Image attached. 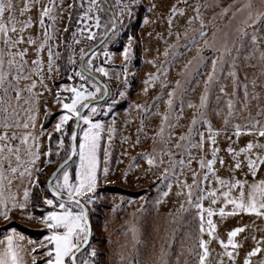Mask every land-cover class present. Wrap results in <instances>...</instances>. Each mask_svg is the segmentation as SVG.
<instances>
[{
    "label": "rangeland",
    "instance_id": "obj_1",
    "mask_svg": "<svg viewBox=\"0 0 264 264\" xmlns=\"http://www.w3.org/2000/svg\"><path fill=\"white\" fill-rule=\"evenodd\" d=\"M25 2L26 0H13L16 20L22 22L31 17L34 21L25 29V40L29 35L43 39V28L39 23L42 6L53 8L51 15L56 17L55 21L45 17L46 25H51L48 31L55 37L51 41L52 51L54 54L58 53V56L54 60L53 70L49 72L47 47L40 53L45 62L43 83L47 88L40 98L36 126L34 129H16L18 137L25 132L33 133L36 137L40 155L35 165L38 173L43 171L44 183L41 186L46 187L49 175L67 157L68 153L64 149L68 148L70 132L75 127L74 120L68 122L64 149L57 155L60 133L54 131V125L61 112L59 105L53 103L57 90L66 97L68 92L62 85L84 83L72 72L69 57H75L74 66L79 69L80 49L88 52L90 48H95L97 55L93 58L94 64L106 67L109 76L91 72L86 86L94 90L91 77L95 76L99 85H107L111 95H116L118 90L124 91L125 95L116 96L118 103L114 102L111 108L106 106L107 102L101 103L100 110L93 116V119L104 122L105 132L102 134L100 151L101 179L92 194L96 199L93 203L86 204L92 226L89 245L85 246L86 251L91 248L97 250L94 257L97 264H165V261L167 264H199L198 254L202 252L198 246L199 239L202 235L206 240L209 231L204 227L205 231L201 234V220L194 204L203 203L205 209H214L220 206V199L223 197L216 199L215 203L207 196L197 201L195 197L198 193L193 187V201L189 202L188 188L183 186L184 181L186 179L191 184L192 170L201 173L205 171L200 169L198 160L201 155L211 157V143L206 139L203 150L196 147L187 149L186 142L180 140V135L186 134L189 127H193L202 131L207 138L210 133L207 124L202 120V117H206L211 122L212 129L219 130L216 133V146L219 151L214 165L215 175L225 180L234 177L249 182L246 175L252 174L246 166L235 170L230 167L235 160L233 154L228 152V147L230 145L238 150L250 140L264 144V137L260 138L254 132L242 131L237 137L234 128L236 124L242 129L259 126L264 128V0H137L132 15L129 17L125 13L122 20L116 21L115 32L108 36L105 33L110 32L113 17L120 16V5L122 2L127 3V0H97L101 7L98 27L93 19L79 15L87 10L89 0H83L84 7H81V0H75L76 8L73 5L74 0H28L31 6L21 14L20 9ZM173 7L183 11L173 14ZM73 13L75 15L72 19ZM96 15L95 10L89 13L91 17ZM140 18L142 20L139 23ZM253 20H257V23L253 24ZM69 25L70 32L65 39V29ZM80 28H88V31L81 33L78 31ZM73 32H76L75 39ZM17 34L18 29L17 32L10 33L13 38ZM253 34L257 36L256 42L251 39ZM130 37V58L125 61L123 49L129 45ZM76 39L80 43H76ZM36 46L26 43L19 46L29 48L26 72L31 67V61L35 59L36 53L33 49ZM135 46L140 52L138 63L135 60ZM0 48L7 51L3 45ZM16 50L18 49H13ZM213 59L217 61L214 72ZM56 65H59L58 71ZM209 73H213L211 81H208ZM69 74L72 79L68 78ZM32 79L39 80L37 76ZM29 82L21 80L20 86L23 87ZM221 88L225 91L221 92ZM40 90L41 84L38 82L36 91ZM103 94L101 88L97 95ZM203 95L207 96V101L201 107ZM170 99L171 104L168 103ZM229 101H232L231 110L228 107ZM45 104L50 109V115L58 114L53 117L50 128H43L42 135L41 127L46 116ZM27 107V104L21 102V121L26 119L24 109ZM83 111L87 114L89 110ZM193 117L196 118L195 125L192 124ZM80 124L81 127L87 126L82 121ZM108 127L114 128V131L109 133ZM11 131L13 130L9 132ZM49 132L55 133L51 140L50 157L44 155L50 146V139L49 146H46ZM109 135L112 136L110 143ZM192 140L193 143L197 142L199 136L192 137ZM15 142L19 144L22 153L27 152L26 146L33 144L31 137L28 144L21 143L19 139H15ZM177 142L181 145L179 148L175 146ZM105 148L108 149L107 160L104 158ZM189 151L195 159L191 165H185L181 169L175 161L180 157L189 159ZM253 152L264 153V148H254ZM169 153L174 155L170 157ZM147 155H151L155 163L150 165ZM242 155L244 154L241 153L238 159L244 162L245 155ZM219 158L223 159V164L219 162ZM49 159L51 162L46 163ZM161 160L163 163H160ZM77 162L78 155L73 156L69 163L68 170L73 179ZM105 166L109 169L106 179L103 173ZM165 168L169 170L167 173L164 172ZM256 174L264 176V170L259 167ZM197 179L199 183L202 176ZM208 180L211 183L204 184L205 189L215 187L219 192L224 191L211 173ZM254 180L258 181L259 177L250 180L249 184ZM238 189L233 188L231 192ZM125 190L141 193L132 195L124 193ZM164 192H167L166 196L163 195ZM43 194L49 193L45 191ZM73 210H77L75 206ZM205 214L206 210L203 213L204 218ZM34 215L32 220L17 221L23 226L47 231L38 221L39 215ZM217 215L214 212L210 219L215 222L216 217H219ZM22 235L35 241L24 233ZM209 236L213 239V232ZM213 241V250H217L219 241L215 238ZM40 251L37 249L38 253ZM216 257L210 255L211 259H207V264H214ZM40 259L42 257L38 258L37 264Z\"/></svg>",
    "mask_w": 264,
    "mask_h": 264
},
{
    "label": "snow or ice",
    "instance_id": "obj_2",
    "mask_svg": "<svg viewBox=\"0 0 264 264\" xmlns=\"http://www.w3.org/2000/svg\"><path fill=\"white\" fill-rule=\"evenodd\" d=\"M137 0H127V3H121V14L120 16L113 17L112 27L109 33H105L106 36L111 35L116 30V21L122 20L125 13L130 17L134 10V5ZM31 4L26 0L24 7L20 9L21 14L30 8ZM154 6V5H153ZM53 7L55 5L53 4ZM71 7V5H69ZM81 7H84L83 0H81ZM95 10L97 15L95 17L89 16V13ZM101 7L97 0H89L87 10L79 13L81 17H87L93 19L95 25L99 26ZM53 8L47 5L42 6L39 23L43 28V39L34 38L29 35L27 40L24 38L25 29L29 28L34 21L31 17L27 20L18 22L14 16V4L13 0H0V45L7 48L5 52L0 48V217L5 220H9L11 212L19 209L21 214H26L28 217H33L32 212H28V204L32 197L30 195L31 189L25 187L23 189V198L18 199L17 193L11 191L12 180L8 179L5 173L12 175L15 178V174L19 172L20 177L27 175L29 181L40 188L39 199L42 200L43 205L51 206L53 210L46 211L45 214L37 217L38 221L44 225L47 229V235H45L39 242L29 241L34 247L30 250L31 261L30 264H37L38 258L40 259L39 264H97L94 257L97 255V250L91 248L90 251H86L85 246L89 245V237L91 234L90 222L88 219V208L86 204L93 203L96 199L95 193L97 185L101 179L100 176V151L101 141L103 139V133L105 132L104 122L99 119H93V116L100 110L101 103L107 102L108 108L112 107L114 102L118 103L116 96L123 97L124 91L118 90L116 95H111L107 85H99L97 83L98 78L95 76L91 77L93 81L94 90L88 88L90 73L99 72L104 76H109V70L101 65L94 64V57L97 53L95 48H90L88 52H85L83 48L80 49V67L75 68V57H69V64L72 66V72L79 77L83 84L69 85L64 84L61 87L68 92V95L62 96L60 90H57L56 98L53 103L59 105L61 112L58 116V120L54 125V131L60 133L57 141V155L60 154L61 149H64L65 135L68 133V122L74 120L75 127L70 132V140L68 148L64 149L68 155L61 162L60 166L51 174V177L47 181L46 187L39 185L38 179L33 180V166L35 161L39 159V144L36 142V137L33 133L25 132L21 136H17L14 129L23 127L25 129L35 128L36 119L39 115V103L42 92L46 90L47 86L44 85L43 67L44 61L42 60L40 53L45 47L48 49V60L47 68L51 72L53 70V64L58 53H53V44L51 41L55 37L48 31L51 25H46L45 17L49 20L55 21L56 17L51 15ZM177 11H183L182 9H176L173 7V14ZM5 13H7V20H5ZM69 18L70 14H69ZM189 19H192L191 17ZM171 23V18H169ZM203 23V22H202ZM257 23V20H253V24ZM18 34L13 38L10 33L17 32ZM67 30V29H65ZM79 32L84 33L88 31V28H80ZM179 35V34H177ZM203 35V33H201ZM73 38H76V32H73ZM91 38V36H90ZM253 42L257 41L256 34L251 37ZM37 45L33 51H35V59L31 61V67L26 72L25 68L28 65L27 53L29 48L19 47L21 44ZM76 43H80L79 39H76ZM13 49H18L13 51ZM71 50V44H69ZM131 53V37L129 38V45L123 49L124 60L128 61ZM216 59L212 60L213 72L215 71ZM87 65V67H85ZM56 70H59V65H56ZM233 76L235 77V70H233ZM213 73H209L208 81H211ZM33 76H37L39 80L32 79ZM127 76V70L125 68V77ZM69 79H72V75L69 74ZM21 80L30 81L23 87L20 86ZM206 81V90L207 84ZM41 84V90L36 91L37 83ZM103 89V96L97 94ZM221 92L225 91L224 88L220 89ZM245 96H247V87L245 86ZM207 96L201 97V107L205 105ZM21 102L27 104L28 107L24 109L27 114L26 119L21 121ZM172 103L171 99L168 101ZM191 106V105H190ZM140 107V105H137ZM228 107L232 109V101L228 102ZM45 115H50V109L47 104L44 105ZM89 110L87 114H84L83 110ZM231 115V111L229 112ZM165 120L167 116L165 115ZM202 120L208 126L210 135L206 138L202 131L189 127L186 134L180 135V140L185 141V147L191 149L193 147L203 150L205 140L207 139L211 143V157L207 158L201 155L198 160L200 169L205 171L198 172L192 170L191 175L193 180L191 184H188L185 179L183 186L188 188L187 197L190 203L193 201L192 189L196 188L198 195L195 197L197 201H201L205 196L212 199V203L216 202V199L223 197L225 204L231 203L233 205L232 212L242 211L246 213H254L257 216H264V179L258 181L254 180L249 184L247 180H241L238 178H232L225 180L220 176L215 175L214 165L217 162V152L219 151L216 146V133L219 130L212 129L211 122L206 117H202ZM85 122L86 127H81L80 122ZM227 117L225 123L227 124ZM196 118L193 117L192 124L195 125ZM258 123V121H255ZM235 134L238 137L242 131L254 132L257 129L248 127L241 128L239 124L234 125ZM9 129L13 131L9 132ZM109 133L114 131V128L108 127ZM161 133L163 128L160 129ZM41 134H44V129L41 127ZM258 134L264 137V128L258 130ZM49 139L52 133H47ZM199 136V140L193 143L192 137ZM29 137L32 138L33 144H31L27 150V158L29 163L23 164V158L20 154L19 144H13L14 139H19L21 143L28 144ZM112 140V136H108L109 143ZM78 141V143H77ZM176 147H180V143L177 142ZM264 148V144L259 142L248 141L247 144L238 150L233 149L230 145L228 152L233 154L235 163L230 167L239 169L244 166V162L238 159L241 153L245 154V161L247 163L248 171L253 177L256 176L257 170L261 165H264V153L253 152L254 148ZM52 149L49 147L48 151L44 153L45 156L51 155ZM78 155V162L75 166V177L72 178L69 168V163L73 156ZM172 153H169L171 157ZM189 159L185 160L182 157L178 158L175 163L179 164L180 168L183 169L185 165H191L192 160L195 159L191 151L188 152ZM13 157H15L16 164L13 165ZM104 158L108 159V149L104 150ZM148 163L151 165L155 163L151 155H147ZM51 160H47L46 163H50ZM221 164L224 163L222 158H219ZM163 163V160L160 161ZM109 169L107 166L103 168L104 178H107ZM169 170L164 169L167 173ZM211 173L219 186L224 191L219 192L215 187L211 189H205L204 184L211 183L208 180V175ZM176 173L173 171V176ZM202 176V180L198 183V177ZM169 189L171 188V182L168 184ZM239 188V195L233 196L231 189ZM245 187L248 191L245 192ZM48 192V195H44V192ZM163 195H167L164 192ZM73 206L77 210H73ZM34 207H42L41 204H35ZM183 207V205H181ZM194 207L198 210V215L201 220L200 232L203 234L204 229V216L203 213L206 210L209 217L213 215L215 209L208 207L205 209L203 203H195ZM221 215H224L225 209L219 208ZM209 228V234L211 235L215 225L211 219L207 221ZM246 227V226H245ZM243 227H237L232 229L228 233L227 242L220 240V244L225 248V252L221 253V257L227 255L230 261L235 262L236 253L234 249H238L240 245L233 239L237 233L242 232ZM264 240V237L261 238ZM24 240V236L18 233L15 228L11 229V233L7 234L5 241H0V245H3L2 251H0V264H29L22 256L23 246L16 241ZM208 241L204 240L202 235L199 239V248L202 250L198 254L199 264H207V258L210 255L209 248L207 247ZM229 246L233 250H229ZM37 249L41 251L38 253ZM261 247L257 245L253 247L245 256L243 264H251V257L261 252ZM165 264L167 262L165 261ZM218 264H223V259L218 261ZM264 264V261H261Z\"/></svg>",
    "mask_w": 264,
    "mask_h": 264
},
{
    "label": "crops",
    "instance_id": "obj_3",
    "mask_svg": "<svg viewBox=\"0 0 264 264\" xmlns=\"http://www.w3.org/2000/svg\"><path fill=\"white\" fill-rule=\"evenodd\" d=\"M44 121V120H43ZM42 127H43V123H42ZM51 127V126H50ZM50 127H43L44 129H48ZM254 129H257V131H254V133L258 134V130L260 128H263L261 126L259 127H253ZM13 130V129H9ZM15 131H18L16 129H14ZM252 133V132H251ZM258 136L261 138L262 136H260L258 134ZM13 144H16L15 139L12 141ZM46 146H49V137L47 136L46 138ZM246 145V143L244 144V146ZM30 146V145H29ZM29 146H26L29 148ZM50 147V146H49ZM27 150V148L25 149ZM20 154L23 158V164L27 165L29 163V159L27 158V152L22 153L21 149H20ZM245 155V154H244ZM242 155V156H244ZM17 162L15 160V157H13V165H15ZM244 166L247 167V163L244 160ZM261 170H264V165H261ZM33 180H36L38 178V171L36 168V165L34 163L33 166ZM5 175L8 177V179L12 180V184H11V191L14 193H17V198L18 199H22L23 198V189L25 187H28L31 189L33 188V184L29 181L27 175H25L24 177H20L19 172H17L15 174V178H12V175L5 173ZM247 179L253 180L256 179L257 177H259L260 179H264V176L262 175H258L256 174L255 177H253L252 175H246ZM249 180V182H250ZM248 189H245V192L247 193ZM31 195V193H30ZM233 196H238L239 195V189L234 192H232ZM221 203L220 206L217 208H214L216 213H218L217 216H219L218 218L216 217L214 225L215 228L213 230V236L214 238L217 240V242L219 243V247L217 250H213V246H214V241L212 239L211 236H209L207 234L206 236V241H208L207 247L209 248L210 251V255L213 256H217L216 259L213 261L214 264H218V261H220L221 259H223V264H233L232 261L229 260V258L227 257V255H224L223 257H221V253L225 252V248L220 244V240H224L225 242H227L228 239V233L237 227H243V231L237 233V235L235 237H233V239L240 245V247L238 249H231V247L229 246V250H233L236 253V259L234 264H243V260L245 258V256L247 255V253L253 248L256 247L257 245H259L261 247V252L255 254L254 256L251 257V264H261V261H264V240H262L261 238L264 237V216H257L254 213H246V212H242V211H237L235 213L232 212L233 209V205L231 203L225 204L223 202V199H220ZM223 207L225 209V213L224 215H221L219 212V208ZM28 212H32L31 209V201L28 204V208H27ZM213 212V213H214ZM33 213V212H32ZM206 213V212H205ZM35 215H33L34 217ZM11 217H14L15 219H25V220H32L33 217H28L26 214H21V211L19 209L13 210L11 212ZM210 219V217L205 214V218H204V227L206 229L209 228V225L207 223V221ZM7 220L3 219L2 217H0V225H3ZM246 226V227H245ZM15 228V227H12ZM9 228L8 230L4 231L1 235H0V241H5V237L7 234L11 233V229ZM17 230L18 233H23L20 230H18L17 228H15ZM25 234V233H24ZM29 239H27L24 236V240H18L16 241L17 243L21 244L23 246V251H22V256L23 258L26 260L28 259V261H31V255H30V250L32 249V247H34L33 244L29 243ZM36 242H39L40 240L35 239ZM6 243V241H5ZM3 245H0V251H2ZM214 251H216V253H214ZM209 255V260L211 259ZM26 257V258H25ZM207 258V259H208Z\"/></svg>",
    "mask_w": 264,
    "mask_h": 264
},
{
    "label": "trees",
    "instance_id": "obj_4",
    "mask_svg": "<svg viewBox=\"0 0 264 264\" xmlns=\"http://www.w3.org/2000/svg\"><path fill=\"white\" fill-rule=\"evenodd\" d=\"M74 8H76V3H75V0H74ZM146 7H144L145 9ZM75 13V11H74ZM72 14V19L74 17L75 14ZM143 15V14H142ZM140 20H142L141 18L139 19V23H140ZM71 26L69 25V28H67L66 32H65V35H64V38L67 39L68 38V33L70 32ZM135 54H136V57H135V60H136V63H138V56L140 55V52L139 50L136 48L135 46ZM66 81V80H65ZM58 114L57 113H52L51 115H47V117L45 116L44 118V122H43V126L46 128V127H49L51 124H52V120H53V117L56 116ZM55 134V133H54ZM54 134H52L51 138H50V147H51V140L53 139V136ZM52 148V147H51ZM51 156V155H50ZM64 160V159H63ZM72 161V160H71ZM70 161V162H71ZM42 172L41 171L38 175V181H39V185L42 184V182L44 183L43 179H42ZM52 174V173H51ZM51 174L49 175L48 177V180L49 178L51 177ZM47 180V181H48ZM46 181V182H47ZM124 191V190H122ZM124 193H130L132 195H139L141 192L138 191V192H130L128 190H125ZM39 196H40V188L37 187V186H33L32 188V191H31V209H32V212L36 215H43L44 213H46V211H50V210H53L52 207H49L47 205H43V202L42 200L39 199ZM35 204H41L42 207H34ZM12 227H15L17 228L18 230H20L21 232L25 233L26 235H28L29 237L31 238H34V239H41L46 233L47 231L46 230H37V229H33V228H29V227H26V226H23L21 223H19L17 221V219H15L14 217H11L9 220H7L3 225H0V235L8 230L9 228H12Z\"/></svg>",
    "mask_w": 264,
    "mask_h": 264
},
{
    "label": "water",
    "instance_id": "obj_5",
    "mask_svg": "<svg viewBox=\"0 0 264 264\" xmlns=\"http://www.w3.org/2000/svg\"><path fill=\"white\" fill-rule=\"evenodd\" d=\"M106 38V37H105ZM104 40V39H103ZM73 158V157H72ZM72 160V159H71ZM61 164V163H60ZM60 164L58 165V167L60 166ZM57 167V168H58ZM57 168L55 169V171L57 170ZM88 219H89V222H90V217H89V213H88ZM90 229H91V234H90V237H89V241L91 239V235H92V226H91V222H90Z\"/></svg>",
    "mask_w": 264,
    "mask_h": 264
}]
</instances>
